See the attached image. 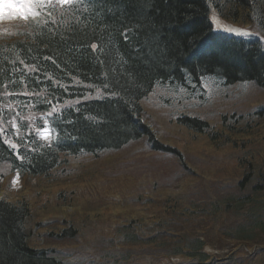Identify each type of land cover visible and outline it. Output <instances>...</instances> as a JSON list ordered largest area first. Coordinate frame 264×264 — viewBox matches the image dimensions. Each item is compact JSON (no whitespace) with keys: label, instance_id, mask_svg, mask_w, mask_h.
Returning <instances> with one entry per match:
<instances>
[{"label":"trees","instance_id":"16d2710c","mask_svg":"<svg viewBox=\"0 0 264 264\" xmlns=\"http://www.w3.org/2000/svg\"><path fill=\"white\" fill-rule=\"evenodd\" d=\"M210 6L232 22L252 24L264 37V0L53 3L40 7L36 17L19 25L15 34L0 37V164H6L9 172L21 179L35 178L49 176L67 157L117 150L141 137H146L154 150H170L143 121L140 102L156 85L196 90L212 77L221 85L251 82L263 87L262 42L214 31L208 18ZM93 45L98 48L94 50ZM95 91L96 97L86 98ZM67 100L71 103L50 117L55 132L52 141H41L29 127L27 114L46 112ZM263 117L264 108L259 107L245 116L226 119L223 115L220 124L241 134L254 127V118ZM176 123L206 134L211 141L223 137L197 117L178 116ZM224 136V142L236 144L235 139L229 141ZM245 159L241 164L246 175L239 186L241 190L247 186L250 193L238 196L235 202L224 200L207 207V215L220 216L225 224L230 221L225 215H237L245 205L259 201L255 199L258 192L251 188L255 177L262 180L264 190V163L255 166L251 157ZM191 210L173 204L167 209L170 217L158 219L149 233L131 222L116 227L113 240L128 247L155 245L158 253L187 258L186 264H256L252 254L237 256L235 249L222 259L211 255L206 250L208 242L184 228L194 225ZM28 213L25 202L0 198V264H62L52 249L54 255L46 248L29 246L22 222ZM174 213L177 220H172ZM253 228L264 232V222L250 220L228 233L218 228V233L223 241L246 244L252 239ZM59 233V237H73L76 231ZM215 247L221 250L225 245L218 241ZM128 250L119 251L120 255Z\"/></svg>","mask_w":264,"mask_h":264},{"label":"rangeland","instance_id":"374dc122","mask_svg":"<svg viewBox=\"0 0 264 264\" xmlns=\"http://www.w3.org/2000/svg\"><path fill=\"white\" fill-rule=\"evenodd\" d=\"M45 1L48 2L43 0V3ZM3 4L4 0H0V19L5 15ZM33 15V11L29 12L27 18ZM27 18L14 16L0 20V34H13ZM208 18L216 31L233 35L250 33L240 36L242 38H250L255 33L258 36L249 25L221 18L211 6ZM202 87L190 91L156 85L141 100L143 121L152 127L156 140L170 150H154L142 137L117 151L98 153L96 157H68L67 162L49 176L35 178L20 179L9 173L6 164H0V198L26 203L29 243L35 248H53L62 264H186L187 258L158 253L155 245L128 247L113 240L116 227L131 222L138 223L144 233H149L158 219L170 217L167 209L176 204L181 209H194L190 212L194 225L184 228L201 235L208 242L206 250L215 258L222 259L235 249V255L252 254L256 264H263V232L253 229L250 242L239 244L234 239L223 241L218 231H234L251 219L264 221V201L261 200L264 190L257 193L260 203L245 205L237 215H225L230 218L229 224L221 222L220 216L206 212L215 202H235L238 196L249 192L247 186L245 190L239 186L246 175L241 164L246 157H251L255 166L264 163V117L254 118V127L241 134L228 131L220 124L223 115L226 119L231 115L236 118L264 108V86L256 87L251 83L223 86L207 79ZM97 94L95 91L86 98ZM70 103L64 101L48 109L43 115L45 125H48L47 116ZM183 115L207 121L223 137L211 141L206 134L187 130L175 120ZM235 127L233 129L240 126ZM46 131L40 132L44 138H47ZM224 135L229 141L235 139L236 144L224 142ZM193 207L206 210L200 212ZM174 214L172 220H177L178 214ZM64 225L76 230L72 238L56 236ZM110 240L114 242L108 243ZM218 241L225 245L221 250L215 247ZM126 249L128 253L121 256L119 251ZM112 253L116 256L110 257Z\"/></svg>","mask_w":264,"mask_h":264},{"label":"snow or ice","instance_id":"6c2138e0","mask_svg":"<svg viewBox=\"0 0 264 264\" xmlns=\"http://www.w3.org/2000/svg\"><path fill=\"white\" fill-rule=\"evenodd\" d=\"M49 3L52 2V0H48ZM61 3H69L70 0H59ZM43 3V0H4L3 7L5 9V15L3 19H11L14 16L15 17H24L27 18V15L29 12L33 11V5ZM239 36H246L250 35V33H235ZM128 32H124V38L125 41L128 39ZM98 48V45H93V49L96 50Z\"/></svg>","mask_w":264,"mask_h":264},{"label":"bare ground","instance_id":"6f19581e","mask_svg":"<svg viewBox=\"0 0 264 264\" xmlns=\"http://www.w3.org/2000/svg\"><path fill=\"white\" fill-rule=\"evenodd\" d=\"M224 19V18H223ZM225 20H226V18H225ZM228 20V19H227ZM230 22H232V21H230ZM232 23H234V22H232ZM241 25H245V26H248V25H250L249 23H247V24H244V23H242ZM240 83H251V82H240ZM251 84H253V83H251ZM261 183H262V180L259 178V177H255L254 179H253V181H252V183H251V188H252V190H254V191H256V192H260V191H262L263 189L260 187V185H261ZM245 190V189H244ZM246 193H250V191L249 192H245L244 193V195H246ZM243 195V194H242ZM255 199H257V200H259V201H256V202H252V203H250V204H254V203H260V198H255ZM261 200H263L264 201V199H261ZM28 217H29V213L23 218V225H24V228H25V234H26V238H27V243L29 244V246L30 247H32V248H35L34 246H32L30 243H29V241H28V233L26 232V222H27V219H28ZM252 221H254L255 223H258V222H260V220H256V219H251ZM262 222H264V221H262ZM64 229H74L73 227H71L70 225H64V226H62L61 228H60V231L62 232ZM253 229H257V228H253ZM75 230V229H74ZM257 230H259V229H257ZM76 231V230H75ZM261 231V230H260ZM261 232H263V231H261ZM264 233V232H263ZM51 249H53V248H48L47 250H49V251H51L50 252V254H53L52 253V250ZM54 255V254H53Z\"/></svg>","mask_w":264,"mask_h":264}]
</instances>
